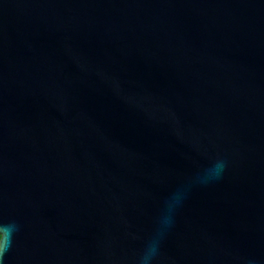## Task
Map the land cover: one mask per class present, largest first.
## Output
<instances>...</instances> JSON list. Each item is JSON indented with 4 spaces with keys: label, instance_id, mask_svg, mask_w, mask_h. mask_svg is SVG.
<instances>
[{
    "label": "water",
    "instance_id": "water-1",
    "mask_svg": "<svg viewBox=\"0 0 264 264\" xmlns=\"http://www.w3.org/2000/svg\"><path fill=\"white\" fill-rule=\"evenodd\" d=\"M2 264H264V0H0Z\"/></svg>",
    "mask_w": 264,
    "mask_h": 264
},
{
    "label": "clouds",
    "instance_id": "clouds-1",
    "mask_svg": "<svg viewBox=\"0 0 264 264\" xmlns=\"http://www.w3.org/2000/svg\"><path fill=\"white\" fill-rule=\"evenodd\" d=\"M7 231V243L0 246V264L5 254L11 249L13 238L16 232L19 231V225L15 221H9L6 225H3ZM4 240L3 232H0V242ZM156 249L154 247L147 248L139 257L138 264H149V262L155 257Z\"/></svg>",
    "mask_w": 264,
    "mask_h": 264
}]
</instances>
